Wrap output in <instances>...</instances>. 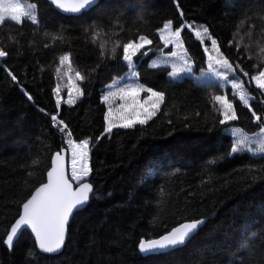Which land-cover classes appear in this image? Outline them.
Instances as JSON below:
<instances>
[{
	"label": "trees",
	"instance_id": "16d2710c",
	"mask_svg": "<svg viewBox=\"0 0 264 264\" xmlns=\"http://www.w3.org/2000/svg\"><path fill=\"white\" fill-rule=\"evenodd\" d=\"M34 2L39 27L27 20L0 26V48L8 53L0 63V264H264V159L229 155L233 138L225 131L239 126L252 135L259 125L238 99L239 119L219 124L212 101L222 92L219 85L188 77L172 82L170 68L150 67L164 49L158 30L166 22L174 29L185 22L204 25L224 56L248 73L236 72L264 121V96L249 83L264 68V0H101L81 16L64 15L49 0ZM93 22L100 32L95 42ZM139 35L153 43L151 53L134 57L138 80L163 91L164 102L146 125L105 134L104 90L127 72L122 46ZM181 39L200 74L207 68L204 44L189 28ZM116 41L120 47L113 54ZM64 54L84 76L83 95L73 105L57 106L56 87L66 95V81L56 71ZM225 91L231 100V88ZM52 115L67 124L74 141L91 139L88 181L94 192L88 207L75 214L60 255L40 253L29 231L10 251L6 232L22 203L46 181L54 154L67 149ZM201 219L203 227L182 248L146 257L138 250L141 240Z\"/></svg>",
	"mask_w": 264,
	"mask_h": 264
},
{
	"label": "snow or ice",
	"instance_id": "6c2138e0",
	"mask_svg": "<svg viewBox=\"0 0 264 264\" xmlns=\"http://www.w3.org/2000/svg\"><path fill=\"white\" fill-rule=\"evenodd\" d=\"M50 3L65 13L80 14L84 11H91L99 3V0H50ZM36 8L37 4L34 0H0V26L5 25L6 21L14 23V25H23L25 20H27L32 25L39 27L40 21ZM180 15L183 16V13L181 12ZM185 28L192 29L193 25L185 22L173 30L172 22L168 21L158 30V40H163L164 47L173 44L175 48L182 50L179 53L172 51L167 56H164L162 61L164 65L168 64L170 58H175L177 61V63L171 65V71L167 75L172 82L182 80L184 77L181 74H186L188 78L197 82L203 80L205 76H212L216 80L221 81L222 83L219 85L222 90L221 94L212 97L213 108L221 117L218 123L224 125L239 119L234 103L238 99L243 107L249 109L254 122L259 125L252 135H248L239 126L226 128L225 131L231 133L234 138L230 145L229 155L250 153L253 156H259L264 159V121H262L261 115H258L252 109L250 103L256 97L245 89L244 81L236 77L237 70L243 73L244 76H248V73L240 67L239 63L234 65L233 62H230L221 52L217 40L211 36L208 28L201 26L194 29L195 37L202 44L205 39L209 40L210 47H204V52L207 53V68L206 70L201 69V74L197 76L193 72V62L187 55V50L183 48L181 33ZM89 29L92 30V39L95 42L96 37L100 35L96 23L90 24ZM89 29H86V31ZM44 34L46 36L51 35L48 32ZM52 39L53 41L62 39V36L52 35ZM152 43V39L145 35H139L135 40L123 43L121 58L128 70L123 76L114 78L113 82L107 86L106 94L103 95V102L107 105L105 134H111L114 128L128 129L137 125H146L156 115L164 102L163 91L146 88L138 82L139 72L133 62V57L140 53L145 46ZM48 46V44L44 45V47ZM104 47V43H101V55H103ZM116 47H120L119 41H116V46L112 48L113 54L116 51ZM148 51H151V49H148ZM148 51L143 52L142 55H148ZM237 51H239V45H237ZM160 52L163 55L162 49H160ZM7 55L8 53L0 48V58ZM65 64L68 65L69 71H71L70 54H64L59 57V65L64 66ZM160 66L161 63L156 60H153L150 64L152 68ZM256 66L258 67L259 65ZM6 71L8 70L6 69ZM56 71L59 74L60 68L58 67ZM8 74L13 81H16L17 78L14 74L10 71H8ZM75 75L77 80L82 81L84 79V76L78 71ZM230 76L232 79H230ZM252 82L260 90L259 95L264 96V68L251 77L249 83ZM229 85L231 88V100L229 99V92L224 90ZM74 90L77 93V98L83 95V90L78 86H74ZM55 92L57 95L56 103L59 106L62 99L59 96V86L56 87ZM141 93H147L148 95L142 100ZM28 99L31 100L32 97L29 95ZM116 99H119L122 103L113 108L112 102ZM66 103L69 105L75 103L71 90L68 93ZM50 119L53 122V126L57 127L58 131L63 134L62 145L67 143L71 148V175L69 177L66 171L63 148H61L50 161L51 167L46 172V182H42L40 186L36 187L30 198H27L22 203V212L7 230L4 242L9 249L12 248L14 240L18 238V234L22 235L23 231L30 229L41 252L53 253L60 250L66 239L69 218L74 210L79 211L87 204L90 194L93 192V185L86 179L92 172L90 164L91 139L86 138L77 143L71 139V132L67 130V124L62 119H58V115H52ZM100 138L97 137V140ZM257 139L262 142L260 147L253 151V141ZM33 163L35 164L36 161ZM28 175L31 176L33 173L29 172ZM141 183H143V180ZM74 184L76 185L75 188L73 187ZM203 223L202 219L180 223L159 238L141 240L138 243V250L148 255L163 254L175 250L183 246L186 240ZM242 247L247 248L248 245L245 244ZM29 256H34V253L30 251Z\"/></svg>",
	"mask_w": 264,
	"mask_h": 264
},
{
	"label": "rangeland",
	"instance_id": "374dc122",
	"mask_svg": "<svg viewBox=\"0 0 264 264\" xmlns=\"http://www.w3.org/2000/svg\"><path fill=\"white\" fill-rule=\"evenodd\" d=\"M201 26H204V25H201V24H195L193 25V28L191 29L193 32H194V29L197 28V27H201ZM206 27V26H205ZM172 29L175 30L173 28V25H172ZM210 33V32H209ZM158 34H159V31H158ZM161 42L163 43V40H161ZM183 42V41H182ZM208 42V45L206 44ZM204 47L205 46H208L210 47V41L205 39L204 42ZM164 45V44H163ZM151 45H147L145 46L144 49H141L142 50H147L148 51V48H150ZM183 48L185 49V46L183 44ZM163 50V55H161V52L160 51H157L156 52V56L150 61V64L153 60H156L157 62H160L161 63V66L160 67H168L171 69V65L173 63H177V61L175 60V58H170L168 60V64L167 65H164L162 63L163 59H164V56H167L170 52L172 51H176V52H181L182 50L181 49H177L175 48V46L173 44H170L168 45L167 47H164ZM151 51H148V54L151 53ZM138 54V53H137ZM207 54V53H206ZM188 55V53H187ZM189 56V55H188ZM135 57V56H134ZM134 57H133V62L136 64L135 60H134ZM4 58V57H3ZM3 58H0V63L2 61ZM191 59V58H190ZM192 61V59H191ZM193 62V61H192ZM136 67H137V64H136ZM160 67H157V68H160ZM193 71H194V65H193ZM75 71L73 70L72 66H71V71H69V68H68V65L65 64L64 66H61L60 68V72H59V75L61 76L62 79H65L66 81V95L64 96L63 93H62V88H60V93H59V96L62 98L61 99V103L59 104V106L63 105V104H66V105H69L68 103H66L67 99H68V93L69 91L71 90L72 91V96L73 98L75 99V103L82 97V96H79V98H77V93L76 91L74 90V86H78L79 88H81L80 84L81 82L83 81H80V80H77L76 78V75H75ZM201 74V73H200ZM200 74H198L197 76H199ZM184 78L187 77L186 74H181ZM236 77H238L237 73H236ZM239 78V77H238ZM230 79H232V77L230 76ZM240 79V78H239ZM241 80V79H240ZM139 82V80H138ZM140 83V82H139ZM198 83L200 84H217V85H220L222 82L221 81H218L216 80L214 77L212 76H205L203 80L199 81ZM141 84V83H140ZM110 85V84H109ZM145 87V86H144ZM229 86H227L225 89H227ZM224 89V90H225ZM246 89V88H245ZM107 87L105 88L104 90V94H106L107 92ZM148 94L147 93H141V99L143 100L144 97H146ZM55 98H56V101H57V95H56V92H55ZM102 99H103V96H102ZM251 102V101H250ZM122 101H120L119 99H116L112 102V106L113 108H116V106H118L119 104H121ZM73 105V104H72ZM161 107V106H160ZM157 114V113H156ZM115 129V128H114ZM245 132V131H244ZM229 133V132H227ZM231 134V133H229ZM248 134V133H247ZM248 135H251V134H248ZM233 138V137H232ZM71 139L73 140L72 136H71ZM234 139V138H233ZM261 140L257 139V140H254L253 141V151H255L256 149H258L260 147V144H261ZM78 143V142H77ZM67 145V149L69 151V169H70V175H71V148L70 146L66 143ZM87 180L89 179V176L86 178Z\"/></svg>",
	"mask_w": 264,
	"mask_h": 264
},
{
	"label": "water",
	"instance_id": "95a60500",
	"mask_svg": "<svg viewBox=\"0 0 264 264\" xmlns=\"http://www.w3.org/2000/svg\"><path fill=\"white\" fill-rule=\"evenodd\" d=\"M100 1H101V0H99V3H100ZM49 2H50V0H49ZM99 3H98V4H99ZM98 4H97L96 6H98ZM53 6H54V5H53ZM96 6H95V7H96ZM54 7H55V6H54ZM95 7H94V8H95ZM55 8H56V7H55ZM56 9H57V8H56ZM57 10L60 11L62 14H64V15H68V16H81V15H83L84 13L89 12V11H84V12H82V13H80V14H73V13H65V12H63V11L60 10V9H57ZM190 30H191V29H190ZM191 31H192V30H191ZM63 154H64V159H65V168H66V171H67V173H68V175H69V177H70V169H69V151H68V149H64V150H63ZM54 156H55V154H54ZM54 156H53V158H54ZM87 181H88V180H87ZM45 182H46V181H45ZM88 182H89V181H88ZM90 183H91V182H90ZM73 187L75 188L76 185L74 184ZM93 192H94V187H93ZM93 192H92V194H93ZM92 194H90V198H89V201L87 202V204L84 205L83 208H82L81 210H79V211H75V210H74L72 216L69 218L68 225H67V235H66V239H65V242H64L63 247H62L60 250H58V251H56V252H53V253H44V252H41V251L39 250L38 246H37L38 251H39L40 253L45 254V255L56 256V255H60V254L64 251L65 246H66L67 241H68V237H69V227H70V225H71V222H72V220H73V218H74V216H75L76 213H78V212H80V211H83L84 209H86V208L88 207V205H89V203H90V200H91V196H92ZM21 212H22V210H21ZM186 222H189V221H186ZM202 227H203V224L200 225L199 228L196 230V232H195L194 234H192L191 237H190L189 239L186 240V242H185V244H184L183 246H180V247H178L177 249L186 246V245L189 243V241H190L193 237H195V236L198 234V232L200 231V229H201ZM25 231H29V232L32 234L33 238H34V234L31 232L30 229H27V230H25ZM23 232H24V231H23ZM20 237H21V234H18V238L14 240V242H13V246H12L11 249H9L8 246L6 245L7 248H8L10 251L13 250L15 243L18 241V239H19ZM158 238H159V237H158ZM155 239H156V238H155ZM34 240H35V239H34ZM175 250H176V249H175ZM171 251H174V250H171ZM171 251H168V252H171ZM168 252H166V253H168ZM142 254H143V253H142ZM143 255H144L145 257H146V256H149L148 254H143ZM155 255H157V254H155Z\"/></svg>",
	"mask_w": 264,
	"mask_h": 264
},
{
	"label": "bare ground",
	"instance_id": "6f19581e",
	"mask_svg": "<svg viewBox=\"0 0 264 264\" xmlns=\"http://www.w3.org/2000/svg\"><path fill=\"white\" fill-rule=\"evenodd\" d=\"M203 225H204V223H203ZM143 255V254H142Z\"/></svg>",
	"mask_w": 264,
	"mask_h": 264
}]
</instances>
